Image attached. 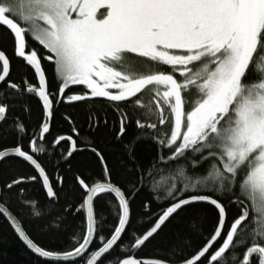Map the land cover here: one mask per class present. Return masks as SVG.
Wrapping results in <instances>:
<instances>
[{"label":"snow or ice","instance_id":"snow-or-ice-1","mask_svg":"<svg viewBox=\"0 0 264 264\" xmlns=\"http://www.w3.org/2000/svg\"><path fill=\"white\" fill-rule=\"evenodd\" d=\"M0 28V219L37 264H264V0H0Z\"/></svg>","mask_w":264,"mask_h":264},{"label":"trees","instance_id":"trees-1","mask_svg":"<svg viewBox=\"0 0 264 264\" xmlns=\"http://www.w3.org/2000/svg\"><path fill=\"white\" fill-rule=\"evenodd\" d=\"M3 36H4V30L3 28H0V39H2ZM27 44L29 48H33L38 52V54L41 56V62L45 66V68L46 69L49 68L48 62L43 58L44 55H46L47 53L41 48V46H39L37 42H35L32 39H28ZM11 74L17 82H20L22 77L30 81L32 75L31 71L27 69V67L24 66L19 59H13ZM34 104L35 101H33V105ZM16 111L17 112L20 111L19 107H17ZM62 134L68 135L70 133H68L66 130L63 132L61 131L57 132V135H62ZM129 134L130 135L132 134L131 129L129 130ZM140 147L144 150L145 153H147L151 149V145L146 143L140 145ZM168 179H169V174L167 173H164L156 177V181L160 184L167 183ZM30 194L33 197L38 198L41 201V203L44 202L43 191L38 186L34 187L31 190ZM61 195L63 196V194ZM62 203L63 201H61V203L57 204L55 207L60 208ZM70 223L73 225L79 224L80 217L74 216L70 220ZM32 231L35 233L34 225L32 226ZM36 238L38 242L42 244L51 243V244L60 245L63 244L68 239V236L67 234H65L64 239L62 240H48L46 238L39 236H37ZM156 244L159 245L160 250H163L164 248L167 247L166 241L159 238L156 241ZM144 251L145 253L153 254L155 252V249L152 245H149V247ZM0 264H37V257L34 256L33 253L30 250H28L19 239H17V237L13 234L12 229L9 228L6 225V223L3 222L2 219H0Z\"/></svg>","mask_w":264,"mask_h":264}]
</instances>
